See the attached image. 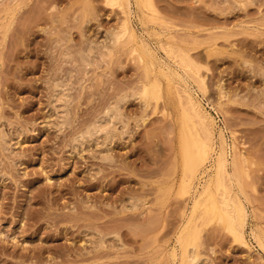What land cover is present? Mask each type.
<instances>
[{
	"label": "rangeland",
	"instance_id": "1",
	"mask_svg": "<svg viewBox=\"0 0 264 264\" xmlns=\"http://www.w3.org/2000/svg\"><path fill=\"white\" fill-rule=\"evenodd\" d=\"M196 134L209 159L190 187ZM190 249L264 264V0H0V264H192Z\"/></svg>",
	"mask_w": 264,
	"mask_h": 264
},
{
	"label": "bare ground",
	"instance_id": "2",
	"mask_svg": "<svg viewBox=\"0 0 264 264\" xmlns=\"http://www.w3.org/2000/svg\"><path fill=\"white\" fill-rule=\"evenodd\" d=\"M129 0H122V2H128ZM137 2V1H136ZM139 2V1H138ZM121 4V3H120ZM126 17V16H125ZM124 17V18H125ZM111 38H113V37H110L109 39H110V41H111ZM115 41H113V43H114ZM141 43V42H140ZM137 45V44H136ZM140 46H142V45H140ZM144 49V48H143ZM162 74H164L163 72H162ZM177 74V73H176ZM193 80H195V79H193ZM196 82V81H195ZM203 82V81H202ZM60 88V87H59ZM62 90H60V92L59 93H57L58 91H56L55 93H57L56 94V96H54V102L53 103H61L63 100H62V97H64L63 95L64 94H62L63 92H61ZM186 94V93H185ZM187 95V94H186ZM65 96H66V94H65ZM188 96L190 97V99H191V94H189V92H188ZM197 98V97H196ZM193 100V99H192ZM186 101V100H185ZM194 101V100H193ZM196 101H198V100H195V103H197ZM191 104H192V101H189ZM52 103V104H53ZM194 103V102H193ZM117 104V103H116ZM198 104V103H197ZM201 103H199L198 104V107H199V109L200 108H202L203 109V107H201V105H200ZM54 105V104H53ZM62 105V104H61ZM188 105H189V103H188ZM196 105V104H195ZM118 106V105H117ZM197 106V105H196ZM53 107V110L54 111H56V109H60V107H58V106H56V104L54 105V106H52ZM64 107V106H63ZM63 107H61V109L63 108ZM116 107V106H115ZM115 107H114V110H115ZM55 108V109H54ZM116 109L118 110L117 112L119 113L120 111H119V108H117L116 107ZM196 109V108H195ZM61 111L64 113V111L63 110H60V113H61ZM110 111V110H109ZM108 111V112H109ZM200 111V110H199ZM202 111V110H201ZM200 111V112H201ZM203 111H205V110H203ZM111 112V111H110ZM109 112V113H110ZM116 111H113V112H111L112 114L114 113H117ZM206 112V111H205ZM59 112H58V115L60 114ZM63 113H61L60 115H62ZM108 113V114H109ZM118 113H117V115H118ZM56 114H57V112H56ZM112 114H111V116L109 115L108 117H107V119L106 120H108L107 122H109V123H113V119H115L116 117V114L113 116V118H112ZM205 114V113H204ZM59 115V116H60ZM59 116H57L58 118L57 119H62V117L60 118ZM206 116V115H205ZM208 116V115H207ZM209 117V116H208ZM211 117V116H210ZM207 118V117H206ZM211 119V118H210ZM113 120V121H112ZM208 121H210L209 120V118L207 119ZM58 121V120H57ZM60 121V120H59ZM59 123H62L61 121L59 122ZM111 123V124H112ZM210 123H211V121H210ZM209 123V124H210ZM212 123H213V120H212ZM96 124V123H95ZM100 124V123H99ZM98 124V125H99ZM58 125H61V124H58ZM103 125H105L106 126V124H104V122L102 123V126ZM109 125V124H108ZM97 128H98V126H97V124L95 125ZM94 126V127H95ZM101 124H100V127L98 128V129H100L101 127ZM105 126H104V128H105ZM209 126V125H208ZM212 126V125H211ZM93 127V128H94ZM96 128V129H97ZM212 128V127H211ZM96 129H95V131H96ZM97 129V130H98ZM108 129V128H107ZM92 131H94V129L92 130ZM214 131V130H213ZM212 131V132H213ZM104 132H105V129H104ZM103 132V133H104ZM107 132V134H108V131H106ZM105 132V133H106ZM96 132H94L93 134H95ZM104 133V134H105ZM221 134V133H220ZM88 135V134H87ZM106 135V134H105ZM211 136V135H210ZM195 139L193 140V144H197L198 145V148H199V150H200V153H198L197 155H193V156H190V155H187L186 156V158H185V164H186V173H187V185L188 186H192L193 184H194V179H195V177H196V174H197V172H198V170L200 169V167L202 166V163L204 162V160L206 159H209V155H208V152H207V147H206V145H205V142H204V140H202L200 137H198L197 136V134L195 135ZM213 138V137H212ZM223 138V137H222ZM214 139V138H213ZM222 140V139H221ZM212 143H213V141H212ZM211 143V144H212ZM223 144V143H222ZM211 146V145H210ZM214 146V145H213ZM227 146V145H226ZM223 147V146H222ZM224 148V147H223ZM226 149H228V148H226ZM227 151V150H226ZM217 153V152H216ZM214 154V153H213ZM208 155V156H207ZM237 155V154H236ZM228 156V155H227ZM212 157V156H211ZM238 157V156H237ZM209 162V161H208ZM218 162H219V164H220V166L223 168V169H225V167H226V158H225V152H221V154H220V158L218 159ZM212 164V163H211ZM213 166V165H212ZM227 166H228V164H227ZM220 170H222V169H220ZM226 170V169H225ZM230 172H231V169H230ZM225 173H227L226 171H225ZM222 174V173H221ZM229 175V174H228ZM223 176V175H222ZM226 177V176H225ZM229 177H231V178H233L234 179V181H232V182H236V183H238L239 185H240V183H242L241 182V173H240V170H239V167L237 166V163L235 162V161H233L232 162V172H231V174L229 175ZM222 180V179H221ZM230 180V179H229ZM231 182V183H232ZM231 183H230V185H231ZM233 184V183H232ZM212 188H213V180L212 179H209L208 180V182L204 185V186H202V191H201V193L199 194V196H198V198H197V200H196V202H195V204H196V206L197 207H200V206H203L204 204H205V200H206V198L211 194V190H212ZM192 189V188H191ZM246 196V195H245ZM231 198V197H230ZM228 204V203H227ZM230 205H231V208H232V210L234 211V213H235V220H237V219H239V218H245L246 217V211H245V209L243 208L244 206H242L238 201L237 202H235L234 200H230ZM196 207V208H197ZM203 213V212H202ZM233 214V213H232ZM233 216V215H232ZM201 219V218H200ZM196 225V224H195ZM235 226V225H234ZM244 227V226H243ZM241 229V228H240ZM256 232V231H255ZM260 234V233H259ZM258 235V234H257ZM256 235V233H254V231H251V236L254 238L253 240H255L256 241V243H257V245L261 248L262 247V244H261V240H260V238H259V236H257ZM245 243V242H244ZM189 250V249H188ZM187 250V251H188ZM188 257H190V261L192 262V264H196L197 263V259H196V256L194 255V253H193V250L192 249H190V251H189V254H188ZM189 259V258H188ZM189 262V261H188ZM190 262V263H191Z\"/></svg>",
	"mask_w": 264,
	"mask_h": 264
}]
</instances>
